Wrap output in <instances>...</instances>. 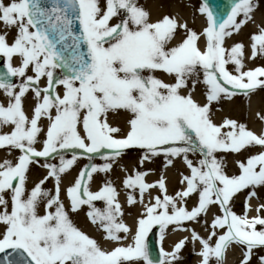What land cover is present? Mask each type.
<instances>
[{
	"label": "snow or ice",
	"instance_id": "obj_1",
	"mask_svg": "<svg viewBox=\"0 0 264 264\" xmlns=\"http://www.w3.org/2000/svg\"><path fill=\"white\" fill-rule=\"evenodd\" d=\"M256 7L233 0L227 13L214 12L202 0L197 31L176 15L153 20L138 0H0V129H7L0 131L7 153L0 160V264H175L189 236L166 251L170 226L199 243V264H224L231 246L241 251L239 264H264V202L249 203L264 189V128L217 122L212 108L264 89V66L247 68L244 44H227L255 23ZM256 27L251 61L264 58V26ZM256 118L264 124V111ZM128 149L140 151L122 179L126 205H140L132 225L109 178ZM221 153L235 157L237 171L228 173ZM159 159L163 170L177 161L186 169H177L174 193L164 171L146 179L152 169L145 163ZM34 165L44 174L30 180ZM96 176L102 181L93 190ZM245 191L237 214L235 198ZM81 212L112 247L77 225ZM201 218L207 236L185 227ZM156 227L158 259L148 242Z\"/></svg>",
	"mask_w": 264,
	"mask_h": 264
},
{
	"label": "bare ground",
	"instance_id": "obj_2",
	"mask_svg": "<svg viewBox=\"0 0 264 264\" xmlns=\"http://www.w3.org/2000/svg\"><path fill=\"white\" fill-rule=\"evenodd\" d=\"M5 3L8 2V0H4ZM138 3L144 7L145 10H147L150 13V16L153 20L157 19L158 17L168 14L170 12L172 15H176L178 20H186L189 23L190 27H193L196 30H199L201 26L204 24V18L201 19L197 15L194 14V8H197V0H187V3L183 2L182 0H138ZM189 3H195L192 6ZM255 3L257 7L254 10L253 14V20L255 23H248L247 26H245L238 35L234 34L231 40L227 41V44H231L233 42H242L245 46V64L247 68H251L253 66L262 65L264 66V58L257 57L256 60L251 61L248 60L247 57L250 55V39L249 35L251 33H254L257 31L256 25L259 24L261 26H264V4L260 0H255ZM196 26V27H195ZM179 38V33L178 37ZM259 62V63H258ZM261 62V63H260ZM15 64V61H14ZM229 67V66H228ZM232 68V66L230 65ZM202 89L198 86L197 92L194 94L197 99L203 100V97L201 95ZM264 94L257 90L254 94L250 96V98H246L242 95H237L231 100H223L219 104H213V112H214V120L220 121L224 117L223 115H228L229 117L237 118L238 120H241L244 118L249 128H251L253 131H256L259 133L261 128L263 127V124L256 118L257 111H263L264 110ZM2 99V98H0ZM26 100L25 102V111L30 114V104L31 101ZM219 105V106H217ZM219 109V110H217ZM110 121L113 123H122V117L120 116H110ZM242 122V121H241ZM16 153L13 152L12 156H15ZM218 155H224L227 162V171L234 172L233 168V160L234 156L232 154H218ZM7 156V153L5 150L0 151V160L4 159ZM9 159L12 157L9 156ZM137 155L135 154H124L121 158H119L118 162L114 165L113 171L110 174V177H113L112 181L115 183V186L117 187L118 191H120V200L122 203V206L125 211L124 221L128 225H132L134 222V218L136 217L140 205H136L134 207L129 208L125 203V190L122 189V183L121 179L124 176V174H127V171L124 173H118L115 171L116 167H122V166H128L127 163L129 161H132L130 164L134 161H136ZM162 159L157 160L155 163L149 164L146 163L144 165L145 169H152V172H150L149 176L146 178L149 182L154 181L159 178V175L161 171H164V175L167 177V186L169 193H174L175 190L180 188L181 186L178 184V173L177 169L181 171H185L183 164L180 161H177L174 168H169L167 170L162 169L163 161ZM96 162H99L97 160ZM85 163V161L81 160L76 167L73 168L70 175L65 177V183H67L68 180H70L73 176L76 175V172L80 166H82ZM237 171V169H236ZM44 174V170L38 166H32V170L30 172V180H36L39 178H42ZM121 174V175H120ZM102 177L96 176L95 180L92 184V189L96 190L98 185L101 183ZM63 187V185H62ZM52 188V187H51ZM257 193L259 196V200L256 198H252L249 203L253 206V208L261 202H264V189H257ZM155 194V193H153ZM247 193H244L243 196H246ZM63 195V193H62ZM240 193L235 198L234 208L233 210L237 214L243 213V206L245 197H242L243 200L240 201ZM147 200V196L145 197ZM194 197L189 199L188 201V207L191 208L194 202ZM212 211H215L213 209ZM209 214V219H210ZM255 215L254 212H249V216ZM75 222L79 227H81L84 231H86L90 236L95 237L103 247H112L111 244L106 243L102 240L100 234L95 231L93 226L90 225V223L87 221L85 215L83 212L79 213L74 217ZM185 227H192L195 228V230L202 236H207V232L204 230L203 227V218H201V223H189L186 224ZM259 227V226H258ZM184 236H189V240L186 242L184 248L179 253L180 259H178L175 264H199L200 257L196 255L195 253L200 250V245L198 242L193 244V242L190 239V233L188 232H180L176 231L173 232L171 230V226L166 232L165 239L163 240L162 244L166 251H170L171 247L174 245L175 242H177L180 238ZM241 254V251L236 246H231L226 250L225 256H224V264H237L236 262L240 259H237ZM239 264V263H238Z\"/></svg>",
	"mask_w": 264,
	"mask_h": 264
},
{
	"label": "rangeland",
	"instance_id": "obj_3",
	"mask_svg": "<svg viewBox=\"0 0 264 264\" xmlns=\"http://www.w3.org/2000/svg\"><path fill=\"white\" fill-rule=\"evenodd\" d=\"M259 1V0H258ZM261 2H263V4H264V0H260ZM168 14H170L169 12H168ZM259 63V62H258ZM261 63V62H260ZM230 70H231V68H230ZM258 90H260L263 94H264V89H258ZM264 98V97H263ZM223 101V100H222ZM220 104V103H219ZM222 117H229L228 115H223ZM230 118V117H229ZM234 119H237V118H235V117H233ZM238 120V119H237ZM238 121H242V122H246L245 120H244V118L243 119H241V120H238ZM1 150H3V149H0V151ZM125 153L126 154H135V155H137V159H136V161H134L133 163H132V165L130 164L132 161H129V163H127L128 164V166H122L121 168L119 167H116V172L118 173V171H120V173L122 174V173H124L125 171H127V174H131V172H132V169H133V167H137L138 166V161H139V156H140V151L138 150V149H128V150H126L125 151ZM235 159V158H234ZM163 160H161V162H162ZM85 163H86V161H85ZM147 163V162H146ZM145 163V164H146ZM233 168H234V170L236 171V166H235V164L233 163ZM120 174V175H121ZM229 174H231V172L229 171ZM126 174H124V176H125ZM124 176L122 177V179L124 178ZM109 178L112 180L113 179V177H110L109 176ZM122 179H121V182H122ZM120 184H122V183H120ZM47 187L48 188H51L52 187V182L51 181H49L48 182V184H47ZM247 191H245V192H242V193H240V196L241 197H239L240 198V201L242 200V197H243V194L244 193H246ZM155 193V192H154ZM97 206L98 207H102V203L101 202H97ZM156 228H158V227H156ZM240 256L237 258V259H240L241 258V254H239ZM237 264L239 263V260L236 262Z\"/></svg>",
	"mask_w": 264,
	"mask_h": 264
},
{
	"label": "water",
	"instance_id": "obj_4",
	"mask_svg": "<svg viewBox=\"0 0 264 264\" xmlns=\"http://www.w3.org/2000/svg\"><path fill=\"white\" fill-rule=\"evenodd\" d=\"M233 2V0H208V3L211 6V9L223 13H227V11L230 10L229 5ZM149 244L152 250V254L157 258L155 248H154V242L153 237L151 236L149 239Z\"/></svg>",
	"mask_w": 264,
	"mask_h": 264
}]
</instances>
